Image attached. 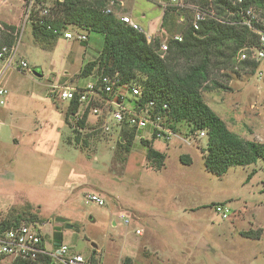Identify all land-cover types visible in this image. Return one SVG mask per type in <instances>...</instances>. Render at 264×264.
Wrapping results in <instances>:
<instances>
[{
    "label": "rangeland",
    "instance_id": "obj_1",
    "mask_svg": "<svg viewBox=\"0 0 264 264\" xmlns=\"http://www.w3.org/2000/svg\"><path fill=\"white\" fill-rule=\"evenodd\" d=\"M118 1L116 13L137 20L151 41L165 37L161 21L169 0ZM186 5L173 6L171 30L179 32L183 11L193 13V4ZM22 12V0L0 1V42L10 39L8 32L19 38L0 78L8 89L0 110V215L44 224L47 248L60 231L72 251L93 255L100 264H264V160L216 175L204 167L206 137L187 145L139 131L126 151L114 128L95 127L90 120L76 130L57 93L92 80L80 71L88 61L95 60L92 70L97 68L103 35L75 28L87 36L85 42L60 35L49 46L28 25L20 32ZM20 60L27 66L20 68ZM230 64L213 68L201 96L230 130L263 143L264 60L255 69L236 66V59ZM212 81L222 86L212 87ZM139 136L148 138L161 160L146 158ZM183 153L189 163L180 161ZM91 193L104 204L89 201ZM217 202L228 208L225 218L210 205ZM216 231H224L222 241L206 248L219 238Z\"/></svg>",
    "mask_w": 264,
    "mask_h": 264
},
{
    "label": "trees",
    "instance_id": "obj_2",
    "mask_svg": "<svg viewBox=\"0 0 264 264\" xmlns=\"http://www.w3.org/2000/svg\"><path fill=\"white\" fill-rule=\"evenodd\" d=\"M107 2L108 0H54L49 16L42 23L32 16L28 26L37 40L48 39L49 46L68 29L79 28L102 34L101 59L97 68L92 70L95 60L88 61L82 67L81 75L88 76L92 72L117 73L122 82L139 89L142 100L154 99L159 103H167L173 128H176L174 123L179 121L191 126V131L205 129L203 163L207 171L223 175L231 166L249 165L258 159L264 160V142L244 139L230 130L201 96V91L208 87L207 82L210 81L213 68H226L229 62L230 65L235 63L239 51L245 49L250 52L251 48L258 46L257 34L241 23L240 10L256 5L262 9L260 14L264 16V0H183L184 6L179 7L185 8L186 3H192L204 11L206 16L199 22L198 29H193L192 13L182 10L180 16L184 22L179 32L171 30V14L176 8L173 6L178 5H168L161 21L168 36L167 50L163 54L159 51L161 39L147 41L144 32L136 31L122 22L115 10L103 12ZM17 32L18 29L14 34ZM8 34L10 39L1 42L13 41L14 35L11 32ZM174 34L181 35V40H174ZM238 66L255 69L258 62L249 59ZM211 85L222 86L216 81H212ZM76 106L75 101L70 102L65 117H69ZM79 125L84 127V119L79 121ZM182 130L183 126L179 131ZM119 136V144L123 143V148L128 151L136 136L135 131L122 130ZM140 141L147 147L146 158L161 160L163 156L152 148L150 141ZM179 159L183 163L190 162L187 155H180ZM219 204L225 205L224 202L210 205L214 210ZM22 221L27 220L19 217L9 220L0 215V232ZM241 234L250 235L248 232ZM256 234L258 237L259 232ZM52 236V248H56L62 243V235L60 231H56ZM90 257L94 259L93 255ZM40 260L45 264L53 263L49 256L41 257ZM16 264L24 262L17 261Z\"/></svg>",
    "mask_w": 264,
    "mask_h": 264
},
{
    "label": "built area",
    "instance_id": "obj_3",
    "mask_svg": "<svg viewBox=\"0 0 264 264\" xmlns=\"http://www.w3.org/2000/svg\"><path fill=\"white\" fill-rule=\"evenodd\" d=\"M1 2L5 0H0ZM54 0H22V27L29 25L32 16L42 23L50 13V7ZM62 1V0H58ZM240 2L241 0H237ZM169 5L184 6L183 0H169ZM118 6L117 0H108L103 12L110 13ZM194 9L191 18V26L198 29L199 22L203 20L206 13L194 5H190ZM241 23L257 34L258 46L250 49V52L242 49L237 54V65L246 60H254L256 62L264 60V16L251 6H246L240 10ZM119 19L129 25L136 31H142L140 25L130 16L118 15ZM259 25V26H257ZM1 29L3 27L0 25ZM75 29V28H74ZM73 29V30H74ZM73 30H65L61 35L65 39H73L85 41L87 36L84 33L73 32ZM144 32V31H143ZM145 33V32H144ZM146 40L150 41V36L145 33ZM173 39L180 41L181 35L174 34ZM168 36L161 40L159 51L163 54L167 50ZM19 38H14L10 43L0 42V78L8 66L11 65L17 50ZM18 65L20 68L27 66L24 60H20ZM3 69V70H1ZM92 80L87 81L84 85H66L57 93V98L67 102L75 101L77 106L75 110L69 113L68 120L74 124L73 128L81 131L83 127L79 125V121L84 119L85 122L90 121L92 126L102 127L106 129L114 128L118 134L122 130H134L137 136L139 131H146L151 139L170 142L173 138L180 139L183 144L190 145L206 136L205 129H197L191 131V126L183 122L176 121L173 128V122L169 116V106L165 102H157L154 99L142 100V96L137 87L122 82L117 73L113 74H95L90 75ZM8 89L0 83V109L6 103V95ZM85 117V118H84ZM183 126V130L180 132ZM85 127V126H84ZM140 139L148 140L143 136ZM88 200L98 205H103L104 200L98 194H88ZM214 211L222 218L228 213L225 205H216ZM128 220L125 219V222ZM44 224L33 221H22L15 226H11L0 232V264H16L22 261L24 264H45L40 260L41 257L49 256L53 259L52 264H100V261L91 259L90 256L85 257L81 253L74 252L70 247L61 243L56 248H47L44 241ZM140 230H136L139 233Z\"/></svg>",
    "mask_w": 264,
    "mask_h": 264
},
{
    "label": "crops",
    "instance_id": "obj_4",
    "mask_svg": "<svg viewBox=\"0 0 264 264\" xmlns=\"http://www.w3.org/2000/svg\"><path fill=\"white\" fill-rule=\"evenodd\" d=\"M120 3H121V1L119 2L118 1V5H120ZM117 15H124V14H118L117 13ZM126 15H128V14H126ZM129 16V15H128ZM131 17V16H130ZM135 22H137L138 23V21L137 20H135L133 17H131ZM1 70H3V69H1ZM6 70V69H5ZM5 70H3V72L5 71ZM1 83V82H0ZM2 85V84H1ZM3 86H5V85H3ZM6 87V86H5ZM2 109H4V107H2L0 110H2ZM1 123V122H0ZM118 134V133H117ZM178 147L179 148H181L182 147V143H180L179 145H178ZM182 155H187L189 158H190V156H189V154L188 153H183ZM191 159V158H190ZM101 196V195H100ZM206 204H202V207H204ZM199 206H197V207H182L181 208V211L182 212H186L187 210H190V211H192V210H194V209H196V208H198ZM112 224L113 225H115V223L114 222H112ZM223 233H224V231H216V236H219V238H217V237H215V239H217V240H212L210 243H206V244H204L205 245V247L206 248H211L210 247V245H212V244H214V243H216V245L217 244H220V242L219 241H222V237H223ZM212 249V248H211Z\"/></svg>",
    "mask_w": 264,
    "mask_h": 264
},
{
    "label": "water",
    "instance_id": "obj_5",
    "mask_svg": "<svg viewBox=\"0 0 264 264\" xmlns=\"http://www.w3.org/2000/svg\"><path fill=\"white\" fill-rule=\"evenodd\" d=\"M55 220L57 222H60V223H66L67 222V219H64V218H60V217H56ZM66 227H70V225L68 223H66L65 225Z\"/></svg>",
    "mask_w": 264,
    "mask_h": 264
}]
</instances>
